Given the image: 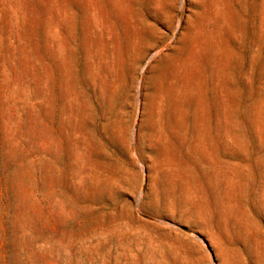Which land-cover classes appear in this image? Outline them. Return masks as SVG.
I'll use <instances>...</instances> for the list:
<instances>
[{
	"label": "rangeland",
	"instance_id": "obj_1",
	"mask_svg": "<svg viewBox=\"0 0 264 264\" xmlns=\"http://www.w3.org/2000/svg\"><path fill=\"white\" fill-rule=\"evenodd\" d=\"M212 262L264 264V0H0V264Z\"/></svg>",
	"mask_w": 264,
	"mask_h": 264
},
{
	"label": "crops",
	"instance_id": "obj_2",
	"mask_svg": "<svg viewBox=\"0 0 264 264\" xmlns=\"http://www.w3.org/2000/svg\"><path fill=\"white\" fill-rule=\"evenodd\" d=\"M142 217L146 221H149L150 223H152L154 225L179 231L180 233H182L185 236H187L189 238H192V239H194V237H195L194 232L191 229H189L187 227H184L183 225H179L177 223H174V222H171V221H166L164 219L156 218V217H152V216L142 215ZM212 264H213V262H212Z\"/></svg>",
	"mask_w": 264,
	"mask_h": 264
}]
</instances>
